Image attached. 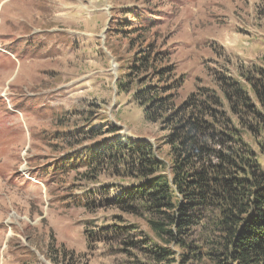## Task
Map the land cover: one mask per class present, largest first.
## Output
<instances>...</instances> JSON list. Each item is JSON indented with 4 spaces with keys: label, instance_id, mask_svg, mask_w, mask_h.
Returning <instances> with one entry per match:
<instances>
[{
    "label": "rangeland",
    "instance_id": "374dc122",
    "mask_svg": "<svg viewBox=\"0 0 264 264\" xmlns=\"http://www.w3.org/2000/svg\"><path fill=\"white\" fill-rule=\"evenodd\" d=\"M149 1L165 15L158 29L175 47L178 72L186 79L183 95L196 83L213 85L225 69L238 74L253 65L264 66V0ZM144 5V0H0V264L147 260V252L129 243L137 241L136 233L109 228L118 210L96 206L88 211L69 203L72 174L65 182L47 184L34 173L44 156L64 151L63 140L52 139L50 143L62 145L56 148L47 142L46 135L55 129L94 124L103 132L112 124L123 139L161 142L164 132L158 124L146 121L130 94L115 86L122 63L115 53L125 55L122 60L127 57L130 37L122 31L119 36L112 22L129 18L122 14L126 9ZM46 29L65 33L70 44H55L54 54L19 51L26 36ZM119 178L108 167L100 186H118ZM120 191L113 187L109 196ZM107 195L101 191L99 198ZM121 217L149 232L142 217Z\"/></svg>",
    "mask_w": 264,
    "mask_h": 264
},
{
    "label": "trees",
    "instance_id": "16d2710c",
    "mask_svg": "<svg viewBox=\"0 0 264 264\" xmlns=\"http://www.w3.org/2000/svg\"><path fill=\"white\" fill-rule=\"evenodd\" d=\"M144 3L146 8L130 7L122 12L129 18L112 22L119 36L130 37L127 57L115 53L122 61L115 86L130 94L146 121L158 124L161 142L123 139L112 124L103 132L94 124L55 129L47 142L56 148L62 145L52 139L63 140L64 151L44 156L34 173L47 184L72 174L69 203L118 210L109 228L136 233L137 241L129 243L147 252L137 264H264V66L238 74L225 69L213 85L196 83L183 95L186 79L178 72L175 47L158 29L165 15ZM69 42L65 33L46 29L26 36L19 51L54 54L55 44ZM108 167L120 177L118 186H100ZM113 187L121 191L109 196ZM121 214L142 217L149 232L126 224Z\"/></svg>",
    "mask_w": 264,
    "mask_h": 264
}]
</instances>
